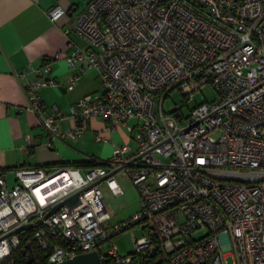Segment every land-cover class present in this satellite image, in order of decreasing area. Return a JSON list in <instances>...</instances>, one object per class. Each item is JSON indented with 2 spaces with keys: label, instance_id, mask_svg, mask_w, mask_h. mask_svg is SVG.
Segmentation results:
<instances>
[{
  "label": "built area",
  "instance_id": "built-area-1",
  "mask_svg": "<svg viewBox=\"0 0 264 264\" xmlns=\"http://www.w3.org/2000/svg\"><path fill=\"white\" fill-rule=\"evenodd\" d=\"M64 12L48 11L53 21ZM75 28L87 45L67 60L95 67L100 88L67 112L45 113L40 88L60 82L44 64L23 83L26 107L48 146L78 138L95 116L132 143L82 164L15 167L12 184L0 168V263L31 231L47 264L92 250L100 264H264V0H87ZM79 79L70 74L65 88ZM207 85L216 97L196 101ZM174 89L184 102L165 108ZM120 172L138 187L140 207L112 222L101 184L122 194ZM75 192L78 204L49 213ZM131 226L142 235L121 252L114 238Z\"/></svg>",
  "mask_w": 264,
  "mask_h": 264
},
{
  "label": "crops",
  "instance_id": "crops-1",
  "mask_svg": "<svg viewBox=\"0 0 264 264\" xmlns=\"http://www.w3.org/2000/svg\"><path fill=\"white\" fill-rule=\"evenodd\" d=\"M86 2L0 0V168L8 170L9 184L14 181L15 167H59L89 157L109 158L116 145L132 143L123 127L107 130V121L95 116L88 119L85 131L78 138L63 136L48 146L45 144L48 134L39 124L37 114L26 107L23 83L35 79L33 68L44 64L50 66L51 74L60 82L56 87L40 88L45 113L55 108L67 112L80 97L100 88L95 67L80 71L78 65L67 60L76 47L87 45L75 28L76 15ZM55 4L63 6L65 12L53 21L48 11ZM56 52L59 58L52 57ZM24 69L26 73H22ZM74 73H80V79L73 88L66 89L67 77ZM59 125L65 130L71 120L65 117ZM97 134H101V139Z\"/></svg>",
  "mask_w": 264,
  "mask_h": 264
},
{
  "label": "rangeland",
  "instance_id": "rangeland-1",
  "mask_svg": "<svg viewBox=\"0 0 264 264\" xmlns=\"http://www.w3.org/2000/svg\"><path fill=\"white\" fill-rule=\"evenodd\" d=\"M216 95L217 92L215 89L211 85H207L202 89L201 92L195 95V100L198 102L204 101V99L210 100L216 97ZM183 102L184 97L182 93L178 89H174L165 98L164 107L169 108L171 104ZM194 103V100H188L187 103L183 105V111L188 113L190 107H192ZM135 121L136 119H132L129 122L133 124ZM125 131L128 132L126 129ZM117 179L124 188V192L120 195L113 194L104 182L101 184L103 191L102 199L111 214L112 222H116L119 219L130 216L140 207V193L138 187L131 181V178L128 176V174H123L120 172L117 174ZM133 234L136 236H141V227L131 226L130 228L115 236L114 240L121 252H129L133 250Z\"/></svg>",
  "mask_w": 264,
  "mask_h": 264
},
{
  "label": "trees",
  "instance_id": "trees-1",
  "mask_svg": "<svg viewBox=\"0 0 264 264\" xmlns=\"http://www.w3.org/2000/svg\"><path fill=\"white\" fill-rule=\"evenodd\" d=\"M86 162H88V160L84 159L83 162L77 164ZM31 234V231H24L20 244L14 248L12 254L0 264H47L46 258L43 256V251L36 245ZM30 253L34 256L33 260L29 257Z\"/></svg>",
  "mask_w": 264,
  "mask_h": 264
},
{
  "label": "water",
  "instance_id": "water-1",
  "mask_svg": "<svg viewBox=\"0 0 264 264\" xmlns=\"http://www.w3.org/2000/svg\"><path fill=\"white\" fill-rule=\"evenodd\" d=\"M79 192H75L72 195L66 197L65 199H63L62 201H60L59 203H57L56 205H54L50 212H53L54 210L58 209L60 206L62 205H67L69 207H72L76 204L79 203ZM30 225L29 224H24L21 225L15 229H13L11 233H16L19 232L23 229H25L26 227H28ZM29 257H31V259H34V256L31 255V253L29 254ZM51 264H100V258H99V253L96 250H92V251H88V252H82V253H78L73 257L67 258L62 262H56V263H51Z\"/></svg>",
  "mask_w": 264,
  "mask_h": 264
}]
</instances>
